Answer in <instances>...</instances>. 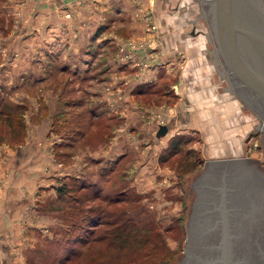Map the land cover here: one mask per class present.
<instances>
[{"label":"crops","instance_id":"1","mask_svg":"<svg viewBox=\"0 0 264 264\" xmlns=\"http://www.w3.org/2000/svg\"><path fill=\"white\" fill-rule=\"evenodd\" d=\"M48 1L52 6L46 13V27L50 26L46 30L52 29L53 37L46 33L47 40L62 34L69 41L65 46L68 56L80 57V69L93 68L97 73L87 88L93 89L89 95L96 111L109 125L110 140L99 149L101 158L118 154V144L127 135L139 137L140 142L152 135L156 142L146 150L149 154L142 149L132 164L138 170L128 172L130 179L145 181L149 163L176 134L200 132L205 154L215 151L224 157L242 150L240 137L247 133V124L254 119L256 124V115L229 90L199 0H91L89 8L80 2L76 19L65 15L71 11L70 0ZM59 5L60 13L56 11ZM42 19L38 12L36 30ZM58 24H63V32ZM71 24H78L72 32ZM73 40L77 46L71 44ZM91 55L94 59L89 66L86 56ZM54 97L48 90L44 100L53 104ZM158 112L168 126L159 138L154 121ZM47 129L29 122L25 142L14 147L6 142L0 145V264H22L19 255L27 246L26 233L48 232L57 220L44 208L57 196L56 182L68 179L75 163H68L59 173L56 145L45 135ZM146 143L150 145L145 142L141 147ZM127 152L122 150L120 156L126 157ZM39 221H46L43 228Z\"/></svg>","mask_w":264,"mask_h":264},{"label":"rangeland","instance_id":"2","mask_svg":"<svg viewBox=\"0 0 264 264\" xmlns=\"http://www.w3.org/2000/svg\"><path fill=\"white\" fill-rule=\"evenodd\" d=\"M80 2H82L81 4L85 2L87 8L91 4L89 3L91 0H70L67 5L71 11H67L65 15L76 19ZM38 5L41 6L40 10L37 8ZM51 6L48 0H0V94L9 100H19L24 103V109L22 108L20 111H24L26 133L24 139L16 145L25 142L27 124L31 122L40 124V130H44L48 126L45 135L56 145V150L58 144L66 142L65 137L62 138L61 134L70 133V128L76 131L74 128L80 127L75 119L86 121L95 110L94 98L89 95V91L92 92L93 89L89 86L87 88V85H93L97 73L93 68H90L88 72L84 71V68L80 69V57L74 56L72 59L68 56L65 46L69 41L63 40L62 34H58L59 37L56 36V39L47 40L46 33L53 37L52 29H48V32L46 30V28H50L49 25L46 27V13ZM53 6L56 7V5ZM58 7L56 11L60 13L62 8L60 5ZM38 12L44 18L42 19L44 22L40 23L39 29L36 30L35 18ZM77 26L78 24H71V32ZM58 27V30L63 32V24ZM73 33L76 35L77 31ZM42 38L45 39L42 40ZM77 42V40H73L71 44L77 46ZM86 57L87 65L91 66L89 61H93L94 56ZM71 59L74 60L73 65L75 66L73 67ZM48 90L55 94L53 104L46 103L44 100ZM30 96L31 98H29ZM17 97H25V99ZM173 98L176 100V97ZM65 99H68V102L64 104ZM35 102L38 103L33 106ZM54 104L57 110H65L66 114L57 112L56 116L53 115L51 109ZM248 113H250L249 110ZM53 119L58 120L55 127H52ZM253 123H255V119L252 124H247V133L240 137L242 150L237 153H228L224 157L248 156L260 159L264 163V150L260 144V133L256 129L257 117L256 124ZM87 133L85 140L79 138L75 144L73 152L69 155L74 156L71 161H64L62 156L55 153L56 166L61 175L63 168L75 163V166H72L68 171L71 173L69 177H79L84 171H89L91 177L87 175L89 172L85 176L90 180L95 179L100 163L119 157L122 150H129L126 157L122 156L123 165H129L128 171L138 170L137 167L136 169L132 167L134 161L139 159L138 153L143 149L145 155L149 154L146 150L148 147L152 148L155 141L152 135L151 139L147 137L141 142L138 140L139 137L127 135L118 144L121 148L117 152L118 154L107 159L101 158L99 149L110 140L109 135L106 138L104 136L100 138V133L91 134V131ZM176 135L183 136L179 152L175 155L163 148L159 149L156 143L159 150L154 157L156 159L149 163V172L145 181L141 179L136 181L129 177L128 185L131 190H124L123 193L120 191L127 187L125 183H120L114 192H110L111 187L109 184H105L104 192L118 195L120 197L118 202L111 205L98 200L94 203L92 201L85 203V205L99 203V208L106 212L105 222L116 221L115 224L121 223L127 230L138 228L140 229L139 236L135 238L131 235L124 243V248H120L122 246L118 245L117 239L113 242L111 238L115 236L114 234L107 237L101 244L94 243L87 250L82 247L83 260L82 262L77 260L76 264H176L178 262L176 255H182L184 249L186 219L193 197V194H188L189 185L203 169L205 160L218 158L222 154L215 153V151L205 154L203 149L205 142L200 132L190 131ZM145 142H150V145L146 143L144 147H141ZM62 149L59 148V151H63ZM95 151H98L99 154L96 155ZM108 153L110 157V150ZM140 153L143 154L142 151ZM150 157L152 156L150 155ZM63 180L56 182L55 190ZM135 192L141 195L140 199H132ZM82 210L83 208L81 212ZM45 222L39 221L40 227L43 228ZM108 228L113 227L108 224L103 225V230ZM76 231V227H71L70 231L63 234V241L68 234L71 238L76 235ZM143 233H146L144 234L145 238H140ZM148 233L149 238H147ZM54 234L46 230L27 232V246L20 250L22 255H19L21 263L50 264L54 251H58L60 253L58 255H61L64 243L61 241L58 245L52 246ZM39 242H46L45 246L48 248H41L43 249L41 251L34 248ZM31 243L33 246L30 245ZM76 245L79 247V244ZM44 251L48 252V258L44 257Z\"/></svg>","mask_w":264,"mask_h":264},{"label":"water","instance_id":"3","mask_svg":"<svg viewBox=\"0 0 264 264\" xmlns=\"http://www.w3.org/2000/svg\"><path fill=\"white\" fill-rule=\"evenodd\" d=\"M199 1L203 7L202 14L208 23V36L214 43L215 55L228 78L229 90L244 102L242 95L235 89V86L243 87L264 103V0ZM257 117L259 116L257 115ZM260 127L259 122L257 129ZM167 129V124H159L156 137L164 135ZM262 131H264L263 128ZM245 159L248 158L218 157L205 160L203 169L189 185L188 194H193V197L186 226L189 219V223L195 224L196 230L206 236L212 232L208 227L210 223L222 225L219 242L211 246L216 248L218 255L203 259L201 262L204 264H244L246 262L245 256L240 257L234 251V240H238L241 233L229 230L228 218H230L229 213L232 210L227 209L224 195L228 188L236 189V192L239 193L244 189V185L250 184L246 179L249 178L248 175L243 172V169L246 168L243 162ZM193 185L198 193L201 191L199 187H209V190L216 187L212 192L217 191L221 198L213 200L212 203H216V205L219 203V210L222 212L220 219L213 222L209 219V215L202 213L201 207H206L205 209L209 207V200L205 197H198L192 204L195 194ZM189 238L190 231L188 235L186 231L185 253L188 250ZM176 256L179 261L181 255Z\"/></svg>","mask_w":264,"mask_h":264},{"label":"trees","instance_id":"4","mask_svg":"<svg viewBox=\"0 0 264 264\" xmlns=\"http://www.w3.org/2000/svg\"><path fill=\"white\" fill-rule=\"evenodd\" d=\"M67 102L68 99H65L64 104ZM23 104L24 103L19 100H9L0 94V143L7 142L12 146H16V144L24 139L26 123L23 119L24 111H20V109H24ZM51 111L55 116L57 112L66 114L65 110H57L55 104ZM102 111H105L104 107ZM57 121V119L52 120V127L56 126L55 124ZM75 122L80 124V127L78 126L77 128H74L76 131H73V129L70 128V133L61 134L62 138L65 137L66 142L58 144L56 153L62 156V158L69 156L71 152H73L72 150L79 138L85 140V137L88 134L87 132L91 131V134L100 133V138H102V136L105 138L108 137V133L110 132L107 118L103 116V114L98 113L96 107L86 121L75 119ZM68 124H70L69 121ZM91 134L90 136H92ZM182 136L183 135H176L170 138L165 150L170 151L173 155L177 154L179 152ZM59 148H63V151H59ZM164 157L166 158V155H164ZM122 158L123 157L121 156L102 161L98 167L97 174H94L96 176L95 179L90 180L87 178L85 175L89 171H84L79 177H68V179L63 180L58 186H56V198L51 200L44 208L57 219L56 222L49 227L50 231L55 233L51 245L56 246L63 241V234L70 231L71 227H76L77 231L76 235H73L72 238L70 237V234L65 237L66 239L63 241L64 245H61L63 247L62 254L58 255L60 253L54 251V256L52 257L50 264H76L77 260H81L80 262H82V254H84L81 251L82 247L84 250H87L94 245V243H103L107 237L113 234L115 236L111 239H113V242L117 239L116 242L118 245L122 246L120 248H124V243L127 242V239H129L131 235L135 238L139 236L140 229L138 228L127 230L123 228L121 223L115 224L116 221L105 222L106 212L99 208V203L93 204L97 200L109 205L115 204L119 201L120 197L118 195L104 192L106 187L105 184H109L111 187L110 192H114V189L116 190L120 183H125V185H127L125 189L122 188L120 193H123L124 190H131V187H129L130 185H128L129 165L124 166ZM90 174L91 173L89 172L87 175L91 177ZM140 198L141 195H138L136 192L134 193V196H132V199ZM86 201H92L93 205H85ZM82 208L83 210L81 212ZM106 224L111 225L113 228L103 230V225ZM144 234L146 233L141 234L140 238H145ZM147 238H149V233ZM76 244H79V247H76ZM45 245L46 242H39L34 248L41 251L43 250L41 248H48ZM44 257L48 258V252L44 251Z\"/></svg>","mask_w":264,"mask_h":264},{"label":"flooded vegetation","instance_id":"5","mask_svg":"<svg viewBox=\"0 0 264 264\" xmlns=\"http://www.w3.org/2000/svg\"><path fill=\"white\" fill-rule=\"evenodd\" d=\"M235 89L242 95L243 103L253 111L256 117L257 115L259 116L257 118L261 127L257 129V123L256 129L261 134L260 141L262 147H264V131H262V128L264 130V103L243 87L235 86ZM241 157L248 158L243 161L246 165L243 172L248 175L249 178L246 179L249 180L248 183L250 184L244 185V189L239 193L236 192V189L230 188L224 192L225 205L227 209L230 208L232 210L229 213L230 218H228L229 230L241 233L239 239L234 240V251L240 257L245 256L246 262L244 264H264V163L257 158ZM248 164L250 166H247ZM193 188L195 194L192 204L198 197H205V199L209 200V207L208 209L201 207L202 213L209 215V219L213 222L218 218L220 219L222 212L219 210V203L217 205L212 203L213 200L221 198L217 191L212 192L216 187H213L212 190H209V187H199L201 189L199 193L194 185ZM194 225L190 224L188 219L186 226L187 235L190 231V240L187 244L188 250L185 253L183 249L182 255L176 264H204L201 262L203 259L213 258L218 255L216 248L211 246L219 242L222 225L210 223L208 227H210L212 232L206 236L198 232Z\"/></svg>","mask_w":264,"mask_h":264},{"label":"built area","instance_id":"6","mask_svg":"<svg viewBox=\"0 0 264 264\" xmlns=\"http://www.w3.org/2000/svg\"><path fill=\"white\" fill-rule=\"evenodd\" d=\"M151 113H152V111H150ZM154 118H156L155 119V123H156V128H158V125L159 124H166V122H164V117H163V113H156L155 115H154Z\"/></svg>","mask_w":264,"mask_h":264}]
</instances>
